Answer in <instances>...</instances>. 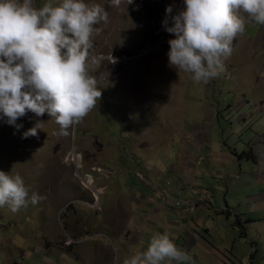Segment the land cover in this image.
Returning a JSON list of instances; mask_svg holds the SVG:
<instances>
[{"label":"rangeland","instance_id":"obj_1","mask_svg":"<svg viewBox=\"0 0 264 264\" xmlns=\"http://www.w3.org/2000/svg\"><path fill=\"white\" fill-rule=\"evenodd\" d=\"M59 2L33 0V5ZM85 2L109 13L106 24L94 26L101 31L93 34L88 59L102 98L67 137L53 135L59 126L47 113L28 112L17 120L19 130L0 120V171L19 173L30 195L44 197L15 214L0 207V236L12 240L0 249L18 256L17 264H82L66 244L74 237L72 216L81 209L88 215L84 222L93 217L114 222L116 209L105 202L101 216L97 178H110L114 172L108 168L128 165L132 181L162 187L164 201L165 192L181 187L179 196L169 198L173 213H183L173 219L196 229L212 250L195 249V264H264V26L246 23L224 72L196 84L169 66L168 41L174 35L162 25L165 9L172 5L176 15L183 0H133L119 8L108 0ZM41 121L37 136L22 138ZM94 150L102 152L91 157ZM76 155L81 161H74ZM147 171L156 177L150 180ZM89 175L95 186L85 185ZM85 198L93 200L86 202L95 205L93 212ZM100 236L86 235L83 244ZM2 254L0 264H6Z\"/></svg>","mask_w":264,"mask_h":264},{"label":"clouds","instance_id":"obj_2","mask_svg":"<svg viewBox=\"0 0 264 264\" xmlns=\"http://www.w3.org/2000/svg\"><path fill=\"white\" fill-rule=\"evenodd\" d=\"M125 2L129 5L133 0H108L110 7L117 8ZM183 4L176 15H171L172 5L165 9L162 25L174 35L168 41V63L189 74L194 83L206 85L224 72V61L246 23L264 26V0H183ZM108 18L104 6L85 0H60L40 8L33 0H0V120L19 130L22 125L16 122L28 112L37 117L47 113L59 126L53 135L67 137L102 98L97 79L89 75L88 59L93 34L101 31L94 26L106 24ZM108 59L117 62L111 53ZM42 124L37 122L22 138L37 136ZM43 199L35 192L29 194L19 173L0 171V207L15 214ZM80 237H69L67 242ZM114 260L119 264L118 253ZM189 260L167 233H157L146 250L124 258L122 264Z\"/></svg>","mask_w":264,"mask_h":264},{"label":"crops","instance_id":"obj_3","mask_svg":"<svg viewBox=\"0 0 264 264\" xmlns=\"http://www.w3.org/2000/svg\"><path fill=\"white\" fill-rule=\"evenodd\" d=\"M99 152L101 153L102 150L98 152L94 150L91 157H97ZM148 164H152L151 159H148ZM102 165H104L103 162ZM108 169L114 172V176L110 178L105 176L97 178L95 195L101 197V205L105 202L106 207L116 209V215L111 216L116 219L114 222H106L105 220H97L93 217L84 222L83 217L88 215L80 212L81 209H74L78 211L72 216L74 237H84L86 235L94 237L97 232L102 235L87 244L72 246L71 251L77 262L82 264H117L114 257L118 253L120 256L119 264H122L124 258L146 250L151 237L157 233H167L178 249L188 253L192 261H185L183 264H195L198 262L197 257L193 258L191 256L195 249L199 248L207 254L212 253L206 240L197 234L196 229L190 231V226L177 221V219H173V217L183 216V213L179 210L177 213H173V208L169 205V198L172 195L179 196L181 187L168 193L165 192L168 197L164 201L161 196L164 194L163 188L158 187L154 190L140 181L133 182L131 174L127 172L129 169L128 165L118 170L114 168ZM138 172L141 171L138 170L137 174ZM147 172L146 177L150 180L154 179L157 175L151 171ZM103 196H107V198L105 199ZM81 200L90 212L94 211L93 207L95 205L86 203L93 201L91 198ZM45 208L44 219L46 220V225L49 226L47 212L49 207ZM105 212V206L102 205L101 216ZM57 216L58 212H55V217ZM0 226H2L1 222ZM197 228L199 229V227ZM60 233L61 231L57 232L56 236L59 237ZM0 243L7 246L12 243V240L4 234L3 237L0 236ZM0 251L3 252L2 257L6 264H17L18 256L16 258V256L13 257L6 254L3 248ZM173 264H176V262H173Z\"/></svg>","mask_w":264,"mask_h":264},{"label":"built area","instance_id":"obj_4","mask_svg":"<svg viewBox=\"0 0 264 264\" xmlns=\"http://www.w3.org/2000/svg\"><path fill=\"white\" fill-rule=\"evenodd\" d=\"M74 161H80V155H76V156H74ZM94 169H97V168H99V167H97V166H94L93 167ZM86 182V186H92L93 184H94V179L91 177V175H89L87 178H86V180H85ZM88 237H91V238H93L92 236H88ZM87 238L86 237H80V238H75V239H73V238H71L67 243L69 244V245H77V244H81V243H83L85 240H86Z\"/></svg>","mask_w":264,"mask_h":264}]
</instances>
